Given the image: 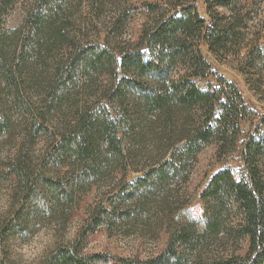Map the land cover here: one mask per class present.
<instances>
[{"label": "trees", "instance_id": "trees-1", "mask_svg": "<svg viewBox=\"0 0 264 264\" xmlns=\"http://www.w3.org/2000/svg\"><path fill=\"white\" fill-rule=\"evenodd\" d=\"M101 1L0 0V264H12L13 236L47 214L75 213L108 180L114 189L89 209L78 237L42 264H264V119L241 145L240 168L218 171L202 188L201 226H166L163 253L145 260L83 252L87 237L134 212L154 208L172 221L198 155L214 146L218 158L230 156L240 124L253 121L201 45L249 68L263 54L262 35L247 37L249 9L238 0H201L205 16L197 0L142 2L135 39H120L117 18L100 43L87 20L74 22ZM16 6L21 23L3 28ZM129 173L141 176L128 182Z\"/></svg>", "mask_w": 264, "mask_h": 264}, {"label": "rangeland", "instance_id": "rangeland-1", "mask_svg": "<svg viewBox=\"0 0 264 264\" xmlns=\"http://www.w3.org/2000/svg\"><path fill=\"white\" fill-rule=\"evenodd\" d=\"M160 0H102L94 6L87 17H80L74 22V26L88 24L87 33L92 40L100 43L105 35L106 28L118 18L121 40L135 39L140 30L143 16L139 12V3H155ZM249 9V35L248 39L262 35L259 47L262 48V60L254 67H248L234 58L218 61L202 44L201 53L211 66V69L221 77L233 83L242 95L245 103L255 112L253 121L240 124L241 133L237 149L230 156L218 158L214 146H208L197 157L190 171L187 182L179 187L184 193L181 203L186 201L185 207L173 217L167 220L154 208L145 213L134 212V217L127 222H121L115 228L103 229L85 239L83 252L85 254H111L119 257L137 258L141 260L156 257L165 249V227L179 224L184 221H195L201 226V212L199 195L208 180L218 171L230 168L237 171L240 166L241 145L262 119H264V0H238ZM199 14L205 16V8L201 0H197ZM83 11V9H82ZM22 21V11L18 6L9 8L6 18L3 20V28H14ZM243 73H248L249 81L253 85L260 83L258 92L250 89ZM213 82L212 78L208 79ZM200 88L205 83L199 84ZM1 149V148H0ZM1 153V151H0ZM139 168L144 167V158L139 160ZM141 174L129 173L127 181L133 182ZM112 181L100 184L92 192L85 196L78 209L73 214L59 215L47 214L37 218L28 232L15 235L11 238L12 264H42L48 254L57 246L71 244L80 233L83 222L87 218V212L94 206L103 202L113 188ZM7 190L0 186V213L6 205ZM73 215V216H72Z\"/></svg>", "mask_w": 264, "mask_h": 264}]
</instances>
